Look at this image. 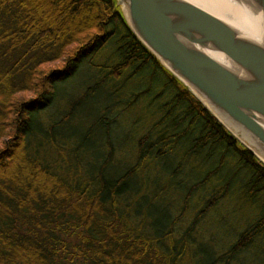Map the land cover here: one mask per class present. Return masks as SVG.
<instances>
[{
	"label": "trees",
	"instance_id": "trees-1",
	"mask_svg": "<svg viewBox=\"0 0 264 264\" xmlns=\"http://www.w3.org/2000/svg\"><path fill=\"white\" fill-rule=\"evenodd\" d=\"M113 38L117 60L102 66L101 81H133L136 89L126 102L105 106L85 134L64 135L61 145L53 143L55 128L97 85L49 126L50 144L70 167L92 130L101 137L95 170L58 171L26 145L32 113L51 102L57 81ZM143 96L153 120L137 136L130 163L111 177V126ZM158 160L168 178L186 177L189 167L191 182L152 220L150 206L170 190L146 176L154 166L158 174ZM235 193L257 209L255 217L193 264H233L264 235V164L135 37L118 0H0V264H191V236Z\"/></svg>",
	"mask_w": 264,
	"mask_h": 264
},
{
	"label": "water",
	"instance_id": "water-1",
	"mask_svg": "<svg viewBox=\"0 0 264 264\" xmlns=\"http://www.w3.org/2000/svg\"><path fill=\"white\" fill-rule=\"evenodd\" d=\"M120 1L135 37L264 164V0H230L255 32L192 0Z\"/></svg>",
	"mask_w": 264,
	"mask_h": 264
},
{
	"label": "rangeland",
	"instance_id": "rangeland-1",
	"mask_svg": "<svg viewBox=\"0 0 264 264\" xmlns=\"http://www.w3.org/2000/svg\"><path fill=\"white\" fill-rule=\"evenodd\" d=\"M115 47V38H113L91 58L83 59L71 75L54 84V94L51 102L32 113V128L27 132L26 145L30 153L52 163L58 171L65 172L72 169L73 172L82 173L83 169L95 170L102 150L99 142L101 137L98 133L93 134L95 130H92L90 141L84 146L83 152L80 154V161L72 163L73 166L70 167L66 157H62V153L58 151V148L50 144V135L46 133L49 126L67 111L71 103H76L88 87L97 85L90 91V95L77 105L71 119L65 125L62 124L55 128L53 143L61 145L64 135H74L72 137H76L79 134H85L105 106L111 103L126 102L130 97V92L136 89L133 81H101L105 73V68L102 66L110 65L117 60L114 53ZM119 85L121 90L115 94L116 96L110 95L114 87ZM156 86L152 90L157 88ZM114 109H119L118 105H115ZM152 120L147 99L143 96L135 101L129 111L121 114L114 125L111 126L113 134L111 136L117 152L113 158L114 162L107 168L109 176L120 174L130 163L137 136L143 133ZM175 159V157L167 159L166 168L168 171L177 160ZM158 162L159 160L156 161L158 174H155L156 168L154 166L152 171L149 170L146 173V176L158 185H162L163 182L168 183L170 190L167 195H163L159 201L150 206L153 210L152 220L161 219L166 206L165 201H172L175 196L186 190L187 185L191 182L189 167H185L182 171V174L186 177H180V174H178L168 178L167 174H164V168L159 165L161 161ZM187 162L190 166L191 160ZM166 179H169V181L167 182ZM181 179H184L185 183L177 185L176 183ZM136 183L139 184L138 188H140V179L133 184ZM133 184L132 187H134ZM201 193L202 195L206 194V189H203ZM256 213L257 209L254 210L249 207L237 193L227 197L205 217L204 223L201 224L197 233L191 236L192 246L188 261H194L198 257L205 258L212 254V248L217 249L220 245H224L228 239L233 238L242 228V225L255 217ZM151 219L149 218V220ZM191 264L193 263L191 262ZM233 264H264V235L255 239Z\"/></svg>",
	"mask_w": 264,
	"mask_h": 264
},
{
	"label": "bare ground",
	"instance_id": "bare-ground-1",
	"mask_svg": "<svg viewBox=\"0 0 264 264\" xmlns=\"http://www.w3.org/2000/svg\"><path fill=\"white\" fill-rule=\"evenodd\" d=\"M213 13L222 16L241 27H245L248 31L255 32V23L250 19L249 15L238 5L230 0H192ZM122 3H120L121 5Z\"/></svg>",
	"mask_w": 264,
	"mask_h": 264
}]
</instances>
